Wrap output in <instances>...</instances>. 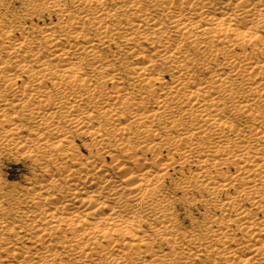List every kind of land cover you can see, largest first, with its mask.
Listing matches in <instances>:
<instances>
[{
	"label": "bare ground",
	"instance_id": "1",
	"mask_svg": "<svg viewBox=\"0 0 264 264\" xmlns=\"http://www.w3.org/2000/svg\"><path fill=\"white\" fill-rule=\"evenodd\" d=\"M0 264H264V0H0Z\"/></svg>",
	"mask_w": 264,
	"mask_h": 264
},
{
	"label": "rangeland",
	"instance_id": "2",
	"mask_svg": "<svg viewBox=\"0 0 264 264\" xmlns=\"http://www.w3.org/2000/svg\"><path fill=\"white\" fill-rule=\"evenodd\" d=\"M32 172V169L28 163V161H25V159H21L20 162H15L13 160H9L6 162L4 166V178L7 180L8 183H21L22 179L30 174ZM177 213L179 222L181 224V227L183 228H190L191 226V218L198 219L200 218V215L202 213L201 208L196 207L192 208L189 212L192 213V217L186 213L187 209L181 205H177ZM190 218V219H188Z\"/></svg>",
	"mask_w": 264,
	"mask_h": 264
}]
</instances>
